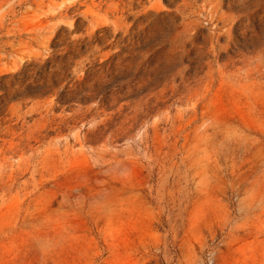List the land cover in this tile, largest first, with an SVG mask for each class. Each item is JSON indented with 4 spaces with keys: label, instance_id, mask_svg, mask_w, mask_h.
<instances>
[{
    "label": "rangeland",
    "instance_id": "rangeland-1",
    "mask_svg": "<svg viewBox=\"0 0 264 264\" xmlns=\"http://www.w3.org/2000/svg\"><path fill=\"white\" fill-rule=\"evenodd\" d=\"M0 264H264V0H0Z\"/></svg>",
    "mask_w": 264,
    "mask_h": 264
}]
</instances>
